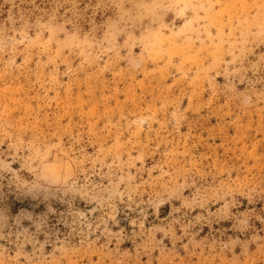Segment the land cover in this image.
<instances>
[{"label": "rangeland", "instance_id": "374dc122", "mask_svg": "<svg viewBox=\"0 0 264 264\" xmlns=\"http://www.w3.org/2000/svg\"><path fill=\"white\" fill-rule=\"evenodd\" d=\"M0 264H264V0H0Z\"/></svg>", "mask_w": 264, "mask_h": 264}]
</instances>
